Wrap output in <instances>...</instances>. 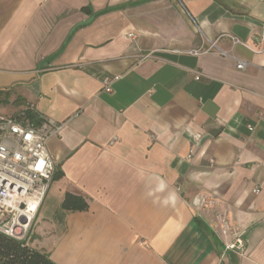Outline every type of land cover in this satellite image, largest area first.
Here are the masks:
<instances>
[{"label": "crops", "instance_id": "1", "mask_svg": "<svg viewBox=\"0 0 264 264\" xmlns=\"http://www.w3.org/2000/svg\"><path fill=\"white\" fill-rule=\"evenodd\" d=\"M263 29L264 0H0V90L66 123L28 244L56 264H264ZM211 41L227 55L189 53Z\"/></svg>", "mask_w": 264, "mask_h": 264}, {"label": "built area", "instance_id": "2", "mask_svg": "<svg viewBox=\"0 0 264 264\" xmlns=\"http://www.w3.org/2000/svg\"><path fill=\"white\" fill-rule=\"evenodd\" d=\"M130 37L133 38L134 35L130 34ZM232 39L234 44L241 43L249 48L241 40ZM256 40L260 49H249L255 53L263 52L264 29ZM212 50L223 56L227 55L218 48L217 41H211L207 49L200 48L189 53L196 56ZM150 57L151 55H144L143 59ZM247 65L241 59L236 62V68L240 70H246ZM198 78L199 76L196 79ZM119 79L120 77H114L103 80L104 91L111 93L112 83ZM28 110L36 109L28 102L14 114L0 117V235L19 241L28 240L38 209L56 175V163L48 151V142L60 134L66 125L65 122L39 114L43 121L37 126L29 118ZM255 192H259V189ZM209 203L210 199L202 196L193 201L197 208ZM23 218L26 219L25 223L22 222ZM223 233L226 234V230ZM235 238V241L226 245V251H243L245 243L242 237L235 234Z\"/></svg>", "mask_w": 264, "mask_h": 264}, {"label": "trees", "instance_id": "3", "mask_svg": "<svg viewBox=\"0 0 264 264\" xmlns=\"http://www.w3.org/2000/svg\"><path fill=\"white\" fill-rule=\"evenodd\" d=\"M4 104H9V97L7 93L3 90H0V106ZM26 104L25 99L22 96H18L14 101H13V107H21ZM28 116L32 120V122L35 123V125L39 126L41 125L43 118L39 116V112L37 110H28ZM63 172L61 170L56 171V175L54 177V181L62 178ZM62 203V209L65 211H86L88 209V201L85 200L82 196L75 195V194H66ZM0 238H6L4 235L1 236ZM10 241V240H8ZM16 243V242H15ZM21 242H17L19 245ZM32 261H29L28 264H56L53 262L50 257L47 255H43L38 251L33 252V257Z\"/></svg>", "mask_w": 264, "mask_h": 264}, {"label": "rangeland", "instance_id": "4", "mask_svg": "<svg viewBox=\"0 0 264 264\" xmlns=\"http://www.w3.org/2000/svg\"><path fill=\"white\" fill-rule=\"evenodd\" d=\"M17 107L11 104H4L0 107V117L12 115ZM34 222L31 226L33 228ZM10 240V241H8ZM16 242V243H15ZM17 242H21L19 245ZM37 251L28 244V241H19L11 238H0V264H28L32 261L33 252Z\"/></svg>", "mask_w": 264, "mask_h": 264}, {"label": "water", "instance_id": "5", "mask_svg": "<svg viewBox=\"0 0 264 264\" xmlns=\"http://www.w3.org/2000/svg\"><path fill=\"white\" fill-rule=\"evenodd\" d=\"M22 222H23V223H25V222H26V219H25V218H23V219H22Z\"/></svg>", "mask_w": 264, "mask_h": 264}, {"label": "bare ground", "instance_id": "6", "mask_svg": "<svg viewBox=\"0 0 264 264\" xmlns=\"http://www.w3.org/2000/svg\"><path fill=\"white\" fill-rule=\"evenodd\" d=\"M32 205H33V206H35V204H34V203H32Z\"/></svg>", "mask_w": 264, "mask_h": 264}]
</instances>
